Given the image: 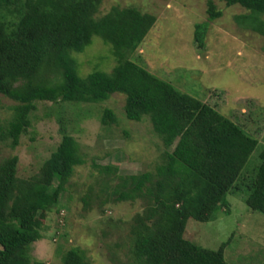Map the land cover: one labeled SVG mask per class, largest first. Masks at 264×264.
I'll use <instances>...</instances> for the list:
<instances>
[{"label": "trees", "instance_id": "16d2710c", "mask_svg": "<svg viewBox=\"0 0 264 264\" xmlns=\"http://www.w3.org/2000/svg\"><path fill=\"white\" fill-rule=\"evenodd\" d=\"M249 11L237 21L264 35V0H223ZM100 0H0V94L17 102L0 139L14 149L31 127L38 102L98 103L113 94L126 97L125 115L141 122L147 117L164 151L153 170L122 176L118 167L96 166L104 176L99 193L83 198L92 209L96 197L109 202H143L130 223L131 260L126 264H230L224 244L205 249L185 238L190 219L208 223L230 213L227 197L239 188L244 170L259 145L242 126L215 108L153 75L133 59L156 22L134 9L112 12L94 20ZM209 22L223 13L208 2ZM208 22L195 25L197 49L205 47ZM94 35L114 45L121 62L111 73L95 71L80 77L73 53H81ZM101 122L117 123L106 109ZM262 166L245 186L246 203L264 214V149ZM17 156L0 163V264H32L31 248L43 239L42 212L59 210L75 170L85 165L77 140L63 131L56 150L30 178L18 176ZM113 182H115L113 184ZM246 190V188H244ZM239 190V189H238ZM243 190V188H242ZM64 264H85V252L71 249ZM45 264V263H39ZM264 264V262H263Z\"/></svg>", "mask_w": 264, "mask_h": 264}, {"label": "rangeland", "instance_id": "374dc122", "mask_svg": "<svg viewBox=\"0 0 264 264\" xmlns=\"http://www.w3.org/2000/svg\"><path fill=\"white\" fill-rule=\"evenodd\" d=\"M223 15L209 22L208 2ZM114 8L134 9L156 22L135 52L124 47L119 53L137 61L153 75L171 83L215 108L257 137L259 145L250 157L238 189L227 197L230 213L220 212L208 223L190 219L185 238L218 251L230 264H263L264 214L246 203L245 187L262 166L264 149V35L238 23L249 11L239 5L227 7L223 0H100L94 20L107 17ZM264 20V16L262 17ZM208 22L206 45L197 49L195 25ZM114 45L94 35L81 53H73L80 77L95 71L111 73L121 62ZM126 97L113 94L98 103L38 102L31 127L16 148L0 139V163L17 156L18 176L30 178L61 143L63 131L80 146L85 165L78 166L59 210L37 217L43 239L31 248L32 264H64L71 249L85 252V264H126L131 260L130 223L142 212L143 202L120 201L101 205L96 197L92 209L83 198L89 190L99 193L103 175L96 166L118 167L122 176L153 170L164 151L147 117L141 122L125 115ZM17 102L0 94V122L12 120ZM106 109L115 112L117 123L105 126ZM115 182H113L114 184ZM243 188V190H242ZM246 188V190L244 189Z\"/></svg>", "mask_w": 264, "mask_h": 264}]
</instances>
